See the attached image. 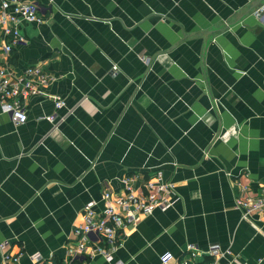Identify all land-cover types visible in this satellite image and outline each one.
Returning <instances> with one entry per match:
<instances>
[{
	"label": "crops",
	"instance_id": "1",
	"mask_svg": "<svg viewBox=\"0 0 264 264\" xmlns=\"http://www.w3.org/2000/svg\"><path fill=\"white\" fill-rule=\"evenodd\" d=\"M36 1L45 22L11 61L52 81L26 123L0 110V264L65 262L89 202L157 171L176 201L130 226L116 261L180 264L193 245L197 264H264V218L236 207L237 183L264 189V0Z\"/></svg>",
	"mask_w": 264,
	"mask_h": 264
},
{
	"label": "built area",
	"instance_id": "2",
	"mask_svg": "<svg viewBox=\"0 0 264 264\" xmlns=\"http://www.w3.org/2000/svg\"><path fill=\"white\" fill-rule=\"evenodd\" d=\"M44 22L45 17L36 0H0V110L2 114L10 115L18 125L28 120V99L33 95L45 96L52 77L40 65L18 71L12 64L11 55L15 46L24 41L21 27ZM54 103L57 109L65 106L58 97L54 98ZM44 118L51 123L57 121L56 115ZM162 176L163 173L157 171L145 179L137 174L124 178L122 192L107 191L103 195V207L99 212L94 209L97 203L89 202L84 208L83 222L75 228V243L68 246L66 260L59 264H87V258L96 255L113 264H126L116 261L114 252L122 245L128 228L135 226L142 216L152 215L156 210H168L176 201L172 199L175 184L165 182ZM237 185L236 207L244 218L254 214L264 218V189L251 195L248 186ZM7 245V242L2 243L0 248ZM188 250L190 258L180 264H197L194 260L198 250L193 245H189ZM208 253L214 258L222 255L218 246H211ZM22 254H6L2 264H21ZM33 258L40 260L38 255ZM173 259V254L166 253L160 263L169 264Z\"/></svg>",
	"mask_w": 264,
	"mask_h": 264
},
{
	"label": "water",
	"instance_id": "3",
	"mask_svg": "<svg viewBox=\"0 0 264 264\" xmlns=\"http://www.w3.org/2000/svg\"><path fill=\"white\" fill-rule=\"evenodd\" d=\"M261 9H262L261 11H262V12H264V6H262V8H261Z\"/></svg>",
	"mask_w": 264,
	"mask_h": 264
}]
</instances>
